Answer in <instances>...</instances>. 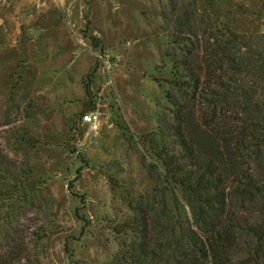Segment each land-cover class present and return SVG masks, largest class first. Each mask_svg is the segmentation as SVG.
Listing matches in <instances>:
<instances>
[{"label":"rangeland","instance_id":"obj_1","mask_svg":"<svg viewBox=\"0 0 264 264\" xmlns=\"http://www.w3.org/2000/svg\"><path fill=\"white\" fill-rule=\"evenodd\" d=\"M193 1L215 26L264 33V0ZM169 10V0H0V145L13 153L11 128L34 142L17 154L41 211L19 230L28 242L49 214L28 246L38 264H124L115 229L152 192L146 140L172 112ZM89 112L97 130L82 122Z\"/></svg>","mask_w":264,"mask_h":264},{"label":"trees","instance_id":"obj_2","mask_svg":"<svg viewBox=\"0 0 264 264\" xmlns=\"http://www.w3.org/2000/svg\"><path fill=\"white\" fill-rule=\"evenodd\" d=\"M169 7L172 112L146 140L153 188L115 229L126 238L117 260L264 264V33L215 26L193 0ZM15 129L13 153L0 145V264H38L27 252L45 237L49 214L24 241L20 222L40 214L42 194L17 154L34 142Z\"/></svg>","mask_w":264,"mask_h":264},{"label":"built area","instance_id":"obj_3","mask_svg":"<svg viewBox=\"0 0 264 264\" xmlns=\"http://www.w3.org/2000/svg\"><path fill=\"white\" fill-rule=\"evenodd\" d=\"M82 122L89 125L91 129L97 130L99 126V115L96 112H89L82 116Z\"/></svg>","mask_w":264,"mask_h":264}]
</instances>
